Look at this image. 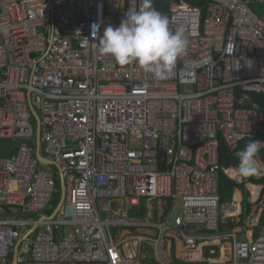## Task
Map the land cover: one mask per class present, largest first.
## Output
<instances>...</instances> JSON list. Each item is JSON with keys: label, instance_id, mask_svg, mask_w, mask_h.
Wrapping results in <instances>:
<instances>
[{"label": "built area", "instance_id": "1", "mask_svg": "<svg viewBox=\"0 0 264 264\" xmlns=\"http://www.w3.org/2000/svg\"><path fill=\"white\" fill-rule=\"evenodd\" d=\"M143 3L0 0V212L35 215L0 218V264H141L146 245L173 264L171 235L181 264H264V223L222 233L219 195L220 143L264 138V111L243 106L264 97V0H151L189 41L162 80L97 47Z\"/></svg>", "mask_w": 264, "mask_h": 264}, {"label": "clouds", "instance_id": "2", "mask_svg": "<svg viewBox=\"0 0 264 264\" xmlns=\"http://www.w3.org/2000/svg\"><path fill=\"white\" fill-rule=\"evenodd\" d=\"M99 25H93V36ZM189 41L184 27L174 32L166 16L144 0L139 10L129 9L118 27L104 29L97 45L99 53L110 56L120 66L135 65L152 74L154 79H166L177 59L187 53ZM264 142L251 141L237 153V171L241 177L257 173L256 157Z\"/></svg>", "mask_w": 264, "mask_h": 264}, {"label": "crops", "instance_id": "3", "mask_svg": "<svg viewBox=\"0 0 264 264\" xmlns=\"http://www.w3.org/2000/svg\"><path fill=\"white\" fill-rule=\"evenodd\" d=\"M261 142H264V141L261 140ZM259 152H264V146L261 147ZM228 169H230L233 173L237 175V177L234 178L229 173L231 177L230 180L234 181L238 185L243 184L247 194H245L242 190L235 188L232 194L231 201L227 203H222L221 205L222 212H226V214H225V219L223 220L220 229L222 233H231V232L235 233L239 237L240 240L245 239V238H250L251 236H255L257 232L258 224L260 222L262 213L264 211V208H261L259 206L260 203L264 202L263 186L255 185V184L247 182L246 180L243 179V177H241L238 171H236L232 167ZM254 176L255 178H258V177L261 178L264 175L259 176V173H256L254 174ZM253 187H259V191L255 199L252 197V192H251V189ZM236 194L240 197L239 203H236L234 200V196ZM229 212H232V213H229ZM144 232L151 234L149 231H144ZM142 234H145V233H142ZM168 241H170L171 243L170 256L167 254V247H166L168 245L167 244ZM165 247H166L165 248L166 261H168L169 263H173V259H176L179 262H182L181 260H184L183 254H182L183 252L182 244L174 236L171 235L168 237V239L166 240ZM146 249L147 250L149 249V253L146 252L147 250L145 249L142 251L145 258L140 259V263L141 264H157L155 262L152 247L146 246Z\"/></svg>", "mask_w": 264, "mask_h": 264}, {"label": "trees", "instance_id": "4", "mask_svg": "<svg viewBox=\"0 0 264 264\" xmlns=\"http://www.w3.org/2000/svg\"><path fill=\"white\" fill-rule=\"evenodd\" d=\"M158 6H159L158 8L166 9V5L165 6H161V4H159ZM253 104L258 105L259 108L264 111V97L263 96H261V95H251L249 102H246L243 106L245 108H249ZM261 140L264 141V138L261 139ZM248 142H251V141L250 140H246V141L241 142L238 145V148L236 149V151L243 150ZM256 159H258L262 163H264V152H259L257 157H256ZM238 163H239V161L234 156V153L229 152L227 147L225 146V144L223 142H221L220 143V147H219V166H220V168L228 169V168L232 167V168H234L237 171ZM54 177H55L56 188L59 190V192L57 193V195H55V197L53 199V208H56V206L58 205L59 199H60V183H59L58 173H57L56 170H55ZM243 179L246 180L247 182L255 184V185H262L263 186V190H264V176L261 177V178H255V176L252 175V176H248V177H243ZM235 188L240 189L245 194H247L243 184L242 185L236 184L234 181L228 179L221 172L220 173V178H219V195H220L221 204L231 201L232 194H233V191H234ZM263 223H264V211L262 213L260 222L258 224L257 232H256L255 236L258 235V233L260 231V228L263 225ZM173 263L174 264H181V262H179L176 259H173Z\"/></svg>", "mask_w": 264, "mask_h": 264}, {"label": "water", "instance_id": "5", "mask_svg": "<svg viewBox=\"0 0 264 264\" xmlns=\"http://www.w3.org/2000/svg\"><path fill=\"white\" fill-rule=\"evenodd\" d=\"M30 110V113L32 115V117L35 119V156H39V152H40V142H39V130H40V126H39V117L37 115V113L35 112V110L30 107L29 108ZM10 146H11V142L10 141H2L0 142V155L2 157H5V158H10L11 156V150H10ZM239 151H236L234 153V156L238 159L237 157V153ZM49 165H53L57 168L58 170V167L51 163ZM59 183H60V199H59V202H58V205L56 206V208L54 209V211L52 212V214L50 215V217H53L55 216L61 205H62V202H63V199H64V183H63V179L61 177V174L59 173ZM35 215L33 214H29V215H23V214H19V213H11V212H0V218H7V217H34ZM188 230H198V227H194V226H189L187 227ZM167 254L170 256V252H171V243L170 241L167 242ZM17 248V247H16ZM11 264H17L16 263V253L13 255L12 257V263Z\"/></svg>", "mask_w": 264, "mask_h": 264}, {"label": "bare ground", "instance_id": "6", "mask_svg": "<svg viewBox=\"0 0 264 264\" xmlns=\"http://www.w3.org/2000/svg\"><path fill=\"white\" fill-rule=\"evenodd\" d=\"M251 96V95H250ZM257 173H260V172H263L264 173V165L260 164L259 162H257ZM230 175L234 178L237 177V175L235 173H233L232 171H229ZM261 188V187H260ZM258 191H259V187H253L251 189V192H252V197L255 199L257 197V194H258ZM234 200L236 203H239L240 202V197L236 194L234 196ZM229 213H232V212H229ZM258 215V214H257ZM251 232V231H250ZM248 233V232H247ZM179 244V243H178Z\"/></svg>", "mask_w": 264, "mask_h": 264}, {"label": "rangeland", "instance_id": "7", "mask_svg": "<svg viewBox=\"0 0 264 264\" xmlns=\"http://www.w3.org/2000/svg\"><path fill=\"white\" fill-rule=\"evenodd\" d=\"M32 121H33V124L35 125V119H34L33 117H32ZM259 206H260L261 208H264V202H263V203H260V205H259ZM10 211H12V212H13L14 210L10 209ZM200 234H201V235H203V233H200ZM146 246H147V245H146ZM146 246L144 247V249H145V250H147V249H146ZM147 247H149V246H147ZM144 249H143V250H144ZM146 252H148V253H149V249H148ZM180 257H182V256H180ZM183 258H185V256H184V255H183Z\"/></svg>", "mask_w": 264, "mask_h": 264}]
</instances>
